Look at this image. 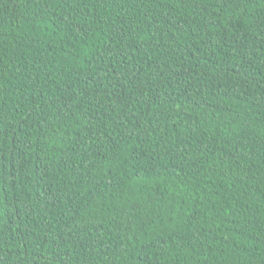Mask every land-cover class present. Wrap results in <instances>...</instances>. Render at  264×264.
I'll return each mask as SVG.
<instances>
[{
    "label": "trees",
    "instance_id": "1",
    "mask_svg": "<svg viewBox=\"0 0 264 264\" xmlns=\"http://www.w3.org/2000/svg\"><path fill=\"white\" fill-rule=\"evenodd\" d=\"M0 264H264V0H0Z\"/></svg>",
    "mask_w": 264,
    "mask_h": 264
}]
</instances>
